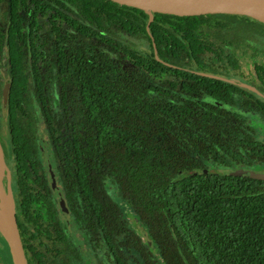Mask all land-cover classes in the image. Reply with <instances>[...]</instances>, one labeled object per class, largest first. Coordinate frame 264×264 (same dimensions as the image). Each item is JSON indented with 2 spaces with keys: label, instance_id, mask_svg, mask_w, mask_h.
<instances>
[{
  "label": "trees",
  "instance_id": "trees-1",
  "mask_svg": "<svg viewBox=\"0 0 264 264\" xmlns=\"http://www.w3.org/2000/svg\"><path fill=\"white\" fill-rule=\"evenodd\" d=\"M53 4L37 61L10 56L8 67L5 158L27 264H76L74 231L102 253L100 264H264V180L213 173L264 172V136L252 117L221 106L235 91L242 111L264 120V23L153 14L147 30V13L109 0ZM109 26L148 48L114 40ZM207 75L246 77L260 95ZM43 156L68 229L54 223Z\"/></svg>",
  "mask_w": 264,
  "mask_h": 264
},
{
  "label": "flooded vegetation",
  "instance_id": "flooded-vegetation-1",
  "mask_svg": "<svg viewBox=\"0 0 264 264\" xmlns=\"http://www.w3.org/2000/svg\"><path fill=\"white\" fill-rule=\"evenodd\" d=\"M53 6V0H0V83L2 84V87L0 88V147L8 171L4 172L2 178L4 191L7 190L8 173L10 175L11 189L13 181L11 177L12 173L10 171V161L5 158L6 154L8 155V148L3 136L6 125L5 112L7 107L3 106L2 100L4 92L7 91L8 74L5 78L1 72V68L10 66V56H12L18 64L28 67H31L33 62L37 61L35 52L37 49H42L39 43L40 40H42V34H46L48 40L49 31L52 28ZM70 9L75 12L73 8H69L66 12L68 13ZM5 59L6 64L4 63ZM219 77L223 79L221 81L225 80L224 82L228 84L238 85L244 88L245 86L256 88V82H253L246 77ZM254 93L258 96L260 95L258 92ZM232 94L240 96L235 91L231 93V97L233 96ZM2 121H4V124H2ZM45 174L47 176L48 189L51 191V195L57 203L54 223L64 225V223H67L64 222L66 220L65 218L69 215L68 207L65 202L67 212L61 211L58 205V199L49 185V176L46 171ZM55 180L61 191L56 175ZM61 196L64 200L62 191ZM35 261L36 264H39L37 258H35Z\"/></svg>",
  "mask_w": 264,
  "mask_h": 264
},
{
  "label": "water",
  "instance_id": "water-1",
  "mask_svg": "<svg viewBox=\"0 0 264 264\" xmlns=\"http://www.w3.org/2000/svg\"><path fill=\"white\" fill-rule=\"evenodd\" d=\"M115 4H118L120 6L129 7L133 9H138L140 11H143L148 14L149 20L146 26V29L148 30V25L153 19V14H164V15H173L177 17H192V16H201L206 14H228V15H240V16H246L249 18H252L254 20H257L259 22L264 23V7H252V8H231V7H225V8H219L215 10H206L199 13H177L175 9L177 7L187 6L194 3H201L204 0H109ZM235 2H242L241 0H233ZM152 42L153 39L151 38ZM153 45V44H152ZM154 47V45H153ZM158 60V59H157ZM210 78L217 79V80H223L222 78H219L217 76L213 75H207ZM225 81V80H224ZM248 89L255 92V90L249 86H245ZM8 91H5L3 94V106L7 107L8 103ZM43 162L45 164L46 172L49 176V185L51 187V190L53 191L54 195L58 199V205L62 212H67L65 201L63 200L61 196V191L59 187L57 186L56 180H55V174L51 165V162L48 157L43 156ZM7 171V167L5 165L4 159H3V153L1 151L0 147V210L3 212L4 208V198L5 196L9 198L10 205H11V215H10V221H11V233L12 235L9 237L4 232V225L0 223V233L3 236L7 249H8V255H9V261L11 264H27L23 247L20 241L19 232L17 229L15 216H14V203L12 198V193L10 191V187L8 186L7 190L4 191L3 185H2V178L4 176V172ZM8 172V171H7ZM213 173L215 174H222V175H229L233 177H243V178H252V179H258V180H264V172L263 173H255L248 170L238 169V170H214ZM9 178V177H8ZM137 230H140V227H136ZM11 240L14 243V253L16 256L12 254L9 247L11 244ZM17 261V262H15Z\"/></svg>",
  "mask_w": 264,
  "mask_h": 264
},
{
  "label": "rangeland",
  "instance_id": "rangeland-1",
  "mask_svg": "<svg viewBox=\"0 0 264 264\" xmlns=\"http://www.w3.org/2000/svg\"><path fill=\"white\" fill-rule=\"evenodd\" d=\"M69 15H71L72 17H77L76 13L74 11H70L68 12ZM107 35L111 38H113L114 40L126 43V44H130L133 45L134 47H136L137 49H147L149 44L146 41V39L144 38H133L130 37L129 35L120 32L116 29H114L113 27L109 26L108 27V32ZM262 43L264 44V40L262 41ZM4 63L6 64V59L4 61ZM1 72L3 74V76L6 78L7 74H8V67H4L1 68ZM50 94H51V103L54 109H56V97H57V90L56 87L54 85V81L51 84V88H50ZM233 96L232 98V105H227V104H222L221 106H224L225 109H228L232 112H236L239 113L243 116H248V117H252V122L255 123V127L258 131V133L261 136H264V120L259 118V116L254 115V116H250V114H246L242 111L241 107H240V96H238L237 94H232ZM2 124H4V121H2ZM4 138L7 144V148H8V131L5 125L4 128ZM39 143V147H40V151L41 153H45L47 151V146H46V139L44 138V136L41 135V137L38 140ZM9 177V178H8ZM7 188L8 186L10 187V191H12L11 189V182H10V175L9 173L7 174ZM107 192L109 193V195L111 196V198L114 199V201L118 204L121 203L120 199L118 198V191L116 189V187L112 184H108L107 185ZM125 213H128L127 210H125ZM4 218H0V220H3ZM66 220L64 222L66 223L67 229L69 228V224L71 219L67 216L65 218ZM71 228V227H70ZM133 229H135V225L132 226ZM72 234V240L74 242V244L78 247V249H82L81 252V259L76 263V264H100V262L102 263L104 260V256L102 255V253L97 250L95 252V254L92 253L91 249L84 244V250H83V246L81 245L80 239L79 237H77V235H75V231L71 233ZM11 264L9 261V255H8V249L5 243V240L3 238V236L0 233V264Z\"/></svg>",
  "mask_w": 264,
  "mask_h": 264
},
{
  "label": "bare ground",
  "instance_id": "bare-ground-1",
  "mask_svg": "<svg viewBox=\"0 0 264 264\" xmlns=\"http://www.w3.org/2000/svg\"><path fill=\"white\" fill-rule=\"evenodd\" d=\"M242 2H235L233 0H204L201 3H194L187 6L177 7L175 11L177 13H199L206 10H215L219 8L231 7V8H252V7H264V0H241ZM4 210L1 212L0 210V218H4L0 220V223L4 225V232L7 236H11V205L8 197L4 198ZM10 251L16 256L14 253V243L11 240V244L9 247ZM17 262V261H15Z\"/></svg>",
  "mask_w": 264,
  "mask_h": 264
}]
</instances>
